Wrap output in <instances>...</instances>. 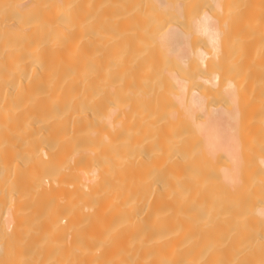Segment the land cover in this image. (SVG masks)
Segmentation results:
<instances>
[{
  "label": "bare ground",
  "instance_id": "1",
  "mask_svg": "<svg viewBox=\"0 0 264 264\" xmlns=\"http://www.w3.org/2000/svg\"><path fill=\"white\" fill-rule=\"evenodd\" d=\"M0 264H264V0H0Z\"/></svg>",
  "mask_w": 264,
  "mask_h": 264
}]
</instances>
